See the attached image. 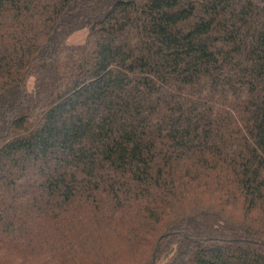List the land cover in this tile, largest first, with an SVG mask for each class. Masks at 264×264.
<instances>
[{"label": "trees", "instance_id": "1", "mask_svg": "<svg viewBox=\"0 0 264 264\" xmlns=\"http://www.w3.org/2000/svg\"><path fill=\"white\" fill-rule=\"evenodd\" d=\"M0 264H264V0H0Z\"/></svg>", "mask_w": 264, "mask_h": 264}, {"label": "rangeland", "instance_id": "2", "mask_svg": "<svg viewBox=\"0 0 264 264\" xmlns=\"http://www.w3.org/2000/svg\"><path fill=\"white\" fill-rule=\"evenodd\" d=\"M86 32V31H85ZM84 31H80L74 35H72L70 38H69V43L72 45H75V44H80L84 41L85 37H86V33ZM32 86V79L31 81H29L28 83V88H31Z\"/></svg>", "mask_w": 264, "mask_h": 264}]
</instances>
